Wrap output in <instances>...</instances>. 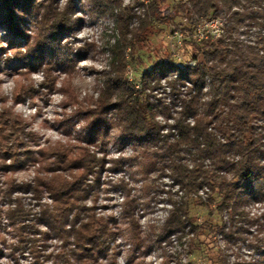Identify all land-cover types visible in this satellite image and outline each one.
Listing matches in <instances>:
<instances>
[{"label":"trees","instance_id":"obj_1","mask_svg":"<svg viewBox=\"0 0 264 264\" xmlns=\"http://www.w3.org/2000/svg\"><path fill=\"white\" fill-rule=\"evenodd\" d=\"M45 1L0 0V24L14 36L25 38L27 52L19 55L26 69L60 67L69 60L63 56L62 37L77 25L74 0L63 8L56 0ZM90 1L97 10L116 17L121 38L114 47L120 69L105 82L94 107L79 112L85 122L80 145L58 144L32 152L26 120L13 111L0 114V172L9 177L31 162L45 167L37 170L33 184L7 178L0 189V196L8 201L3 215L18 237L12 250L32 255L37 264L41 263L42 243L49 238L68 247L65 256H60L65 264H96L115 253L111 244L120 227L115 217L97 212L94 197L106 169L105 159L90 149L97 143L106 146L114 129L119 130L124 145L130 143L143 151L144 172L160 167L169 170L198 206L221 218L227 215L233 226L256 224L264 231V210L260 219L247 212L251 203L264 201V0H149L139 4L145 7L141 14L123 7L122 0ZM20 12L36 19L38 31L33 40L21 30L28 20ZM180 15L188 23L183 30L191 33L198 24L224 19V34L191 41L196 51L194 66L154 62L141 77V89L136 90L125 76L128 57L124 51L133 53L158 24H174ZM243 26L246 34L255 29V41L240 40L237 35ZM173 75L176 78L169 81L173 92L185 83L191 88L183 98L175 94L181 104L171 126L175 134L163 135L157 116L169 117V109L152 103L146 92ZM203 189H208L206 199L199 195ZM15 191H30L38 198L47 192L53 203L33 213L20 198H13ZM133 206L127 207V215L136 222L129 212ZM188 225L196 227L188 203L174 204L167 230L182 231ZM224 225L209 228L225 233L227 242L238 239L226 234Z\"/></svg>","mask_w":264,"mask_h":264},{"label":"rangeland","instance_id":"obj_2","mask_svg":"<svg viewBox=\"0 0 264 264\" xmlns=\"http://www.w3.org/2000/svg\"><path fill=\"white\" fill-rule=\"evenodd\" d=\"M56 1L63 8L70 0ZM148 1L122 0V3L123 7L129 6L141 14L145 7L139 4L146 5ZM74 4L73 17L77 19V25L68 36L62 37L63 56L69 60L60 67L50 64L26 69L23 57L19 55V52H27L23 47L25 38L14 36L0 24V114L13 111L26 120V130L32 134L29 142L32 152L40 148L48 150L58 144L80 145L85 122L78 116L79 112L94 107L105 82L120 69L114 47L121 38L116 17L97 10V5L90 0H74ZM19 14L28 20L21 30L33 40L38 31L36 19L23 12ZM225 23L224 19H212L198 24L192 33L183 30L188 23L182 15L174 24H158L148 41L138 45L136 51H124L128 57L127 80L139 90L142 75L154 62L169 60L178 65L194 66L192 57L196 51L192 42L208 36L215 38ZM246 30L244 26L240 28L237 35L240 40L255 41V29L250 34L244 33ZM174 78L176 75L163 78L159 86L146 92L152 103L169 109V117L163 113L157 116L163 135L175 134L171 126L181 110L175 94L183 98L191 88L190 83H185L173 92L169 81ZM90 149L97 157L105 159L106 164L94 193L97 212L115 217L120 227L111 244L115 253L96 264H121V261L123 264H264V231L256 224L233 226L227 215L221 218L216 212L198 206L171 177L169 170L160 167L144 172L143 151L130 143L124 145L118 129L112 131L111 141L106 146L97 143ZM185 158L190 160L188 155ZM39 168L43 171L45 167L31 162L9 177L0 172V189L5 187L3 182L7 178L19 184H33ZM199 195L206 199L208 189L201 190ZM13 198H20L33 213L53 203L47 192L38 198L30 191H15ZM7 202L0 196V264H37L32 255L12 250L18 237L3 215L8 208ZM183 203H188L196 227L188 225L182 231H168L165 224L174 204ZM87 204H92L91 199ZM129 205H134L133 211L129 212L136 222L127 215ZM263 210L264 201L253 202L247 207L252 218L260 219ZM222 222H225L226 234H233L238 239L227 242L225 233L210 231L209 226L215 227ZM42 244L45 245L38 264H65L60 256H65L62 254L68 247L64 248L54 238Z\"/></svg>","mask_w":264,"mask_h":264},{"label":"built area","instance_id":"obj_3","mask_svg":"<svg viewBox=\"0 0 264 264\" xmlns=\"http://www.w3.org/2000/svg\"><path fill=\"white\" fill-rule=\"evenodd\" d=\"M210 22H208V24H209ZM207 24V23H206ZM222 34H224V29H220V33L217 35V36H215V38H218V37H220ZM209 37V36H208ZM208 37H206V38H208ZM214 38V37H213Z\"/></svg>","mask_w":264,"mask_h":264},{"label":"clouds","instance_id":"obj_4","mask_svg":"<svg viewBox=\"0 0 264 264\" xmlns=\"http://www.w3.org/2000/svg\"><path fill=\"white\" fill-rule=\"evenodd\" d=\"M121 264H123V261H121Z\"/></svg>","mask_w":264,"mask_h":264}]
</instances>
